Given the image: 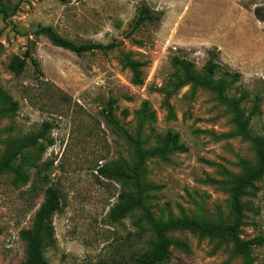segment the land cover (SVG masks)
Here are the masks:
<instances>
[{
  "label": "rangeland",
  "instance_id": "1",
  "mask_svg": "<svg viewBox=\"0 0 264 264\" xmlns=\"http://www.w3.org/2000/svg\"><path fill=\"white\" fill-rule=\"evenodd\" d=\"M144 6L158 18L136 25ZM1 9L7 15L0 14V93L10 99L0 94V160L11 139L38 133L45 122L52 127L28 150L27 182L0 175V264H26L21 231L31 227L50 185L62 204L50 223V264H132L153 248L156 234L142 208L118 221L110 216L123 191L137 195L129 175L138 159L135 145L106 120L110 99L143 150L167 148L163 156L148 155L142 172L144 200L155 218L234 220L231 175L243 172L244 161L258 162L255 144L238 133L234 112L214 92L178 86L185 73L173 59L185 58L204 74L215 54L222 66L216 80L226 82L251 133L264 139V0H0ZM49 25L75 42L119 46L78 55L38 32ZM121 51L144 63L143 84L132 82ZM16 57L27 61L20 74L9 68ZM225 69L240 75L232 78ZM144 103L153 117L140 112ZM168 132L177 136L176 146L164 140ZM102 166L123 175L105 177ZM242 202L238 235L264 237V176ZM169 235L174 243L162 264H245L232 241L191 229ZM252 258L264 264V243L253 246Z\"/></svg>",
  "mask_w": 264,
  "mask_h": 264
},
{
  "label": "trees",
  "instance_id": "2",
  "mask_svg": "<svg viewBox=\"0 0 264 264\" xmlns=\"http://www.w3.org/2000/svg\"><path fill=\"white\" fill-rule=\"evenodd\" d=\"M1 13H3L4 16L7 15L5 9H1L0 14ZM157 18L158 17L154 15L147 6H144L137 19L136 25H140L146 21H153ZM261 19L264 20V17ZM38 32L48 38L53 45L68 49L78 55L96 50L108 52L119 46L117 42L107 44L100 42H75L60 35L55 28L50 25L41 27ZM27 55L29 56V54ZM214 55L215 54L212 53L208 58L206 62V72L204 74L197 73L194 69V64L185 58L175 56L173 63L176 67L183 69L185 73L184 78L180 80L178 86L190 83L194 88L200 86L214 92L218 99L226 103L234 112V122L237 126L238 133L251 139L255 144V148L258 153V162L255 165H252L248 161H244L243 172L231 175L230 181L233 184L232 207L234 220L230 223L207 221L201 218L186 215L178 218H169L166 221L157 219L153 216L150 206L144 200L145 187L142 184L144 161L148 155H165L167 148L166 146H163L143 150L141 139L129 134L116 118L113 106L115 104V100H109V106L105 112L107 122L112 125L121 136L135 145L138 156L137 163L134 166L132 173L129 175V178L132 180V183L136 188L137 195L134 197L130 192L123 191L120 194L119 202L111 210V219L112 221H118L134 208H142L146 219L156 234V241L154 242L153 248L135 256L132 259V264H162L165 262L169 258L170 247L174 243V239L169 235V232L173 230L191 229L199 232L202 236L218 238L221 241H232L234 243L235 252L243 256L245 264H253V246L264 243V237L243 240L238 235V230L243 224L244 218L242 197L248 192L249 188L254 186L257 180L264 176V139L251 133L249 118L245 115L240 102L226 94V82L224 80H216V72L221 69L222 66L219 62H217ZM120 60L124 67L131 70L132 82L134 84H143L144 80L142 67L144 63L133 59L130 54L123 51H121ZM31 61L38 69V61L34 58H31ZM26 63L27 61L25 58L16 57L10 62L9 68L15 73L20 74L24 70ZM224 73L232 78L240 75L239 72H235L230 69H225ZM0 94L5 100L10 99V97L6 94H2V92ZM258 99L259 98H257L255 103L256 110L259 105ZM12 105V109H14L17 104L14 102ZM140 112L144 113L146 117H148V115L151 117L154 116V113L148 108L147 103H144ZM51 127L52 124L45 122L42 129L38 133L26 135L19 140L11 139L8 141L7 148L0 160V175L12 173L16 182H27L28 174L25 166L30 159L28 150L35 147L40 142V139L46 138V133ZM164 140H166L168 144L174 146L178 143L177 136L171 132H168L165 135ZM52 142L53 140L49 139V143ZM99 172L108 178L118 179L121 175H123V173L118 170H109L107 166L100 167ZM61 209L62 204L59 189L52 185L48 186L46 189L45 199L35 213L31 227L21 231V236L27 247L26 264H50L45 256L49 228L53 215L61 211ZM90 264L113 263L100 260Z\"/></svg>",
  "mask_w": 264,
  "mask_h": 264
}]
</instances>
